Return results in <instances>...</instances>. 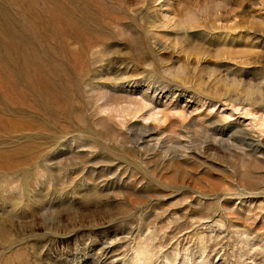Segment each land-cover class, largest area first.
<instances>
[{"label": "rangeland", "instance_id": "obj_1", "mask_svg": "<svg viewBox=\"0 0 264 264\" xmlns=\"http://www.w3.org/2000/svg\"><path fill=\"white\" fill-rule=\"evenodd\" d=\"M0 264H264V0H0Z\"/></svg>", "mask_w": 264, "mask_h": 264}]
</instances>
